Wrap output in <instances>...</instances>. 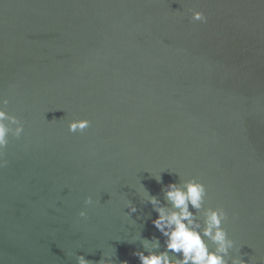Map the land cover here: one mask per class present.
Here are the masks:
<instances>
[{
    "label": "water",
    "instance_id": "obj_1",
    "mask_svg": "<svg viewBox=\"0 0 264 264\" xmlns=\"http://www.w3.org/2000/svg\"><path fill=\"white\" fill-rule=\"evenodd\" d=\"M0 93L24 125L0 167V264H139L143 239L165 250L143 193L189 177L201 225L222 206L229 256L261 264L264 0H0Z\"/></svg>",
    "mask_w": 264,
    "mask_h": 264
},
{
    "label": "clouds",
    "instance_id": "obj_2",
    "mask_svg": "<svg viewBox=\"0 0 264 264\" xmlns=\"http://www.w3.org/2000/svg\"><path fill=\"white\" fill-rule=\"evenodd\" d=\"M187 11L191 13V20L206 22L207 17L203 11L193 7H189ZM8 104L9 97L0 93V167L6 163L3 157L10 137L20 139L24 132L22 121L6 111ZM90 123L86 118L69 119L67 129L69 132L82 133ZM155 178L157 182L161 179L159 175ZM162 191L164 202L146 191L143 195L156 213L151 224L164 238L165 250H154L160 246L158 237H153L151 241L143 239L146 251L134 252L139 264H254L252 258L245 261L242 255L229 256V249L235 246L238 251L239 245L222 226L227 220V213L222 206L204 209L203 226L190 211L189 206L200 210L207 195L206 187L199 179L189 177L182 179L180 183L169 181ZM86 202L92 203V198L86 197ZM127 206L130 212L136 211L135 205L130 201ZM80 215L84 216L85 213L81 211ZM205 237L212 242L214 248H209ZM169 252L180 255L178 258H171ZM76 260L77 264H90L83 255H77ZM99 264H113V261L110 258L102 259ZM120 264H127V261L122 260ZM261 264H264V256H261Z\"/></svg>",
    "mask_w": 264,
    "mask_h": 264
}]
</instances>
